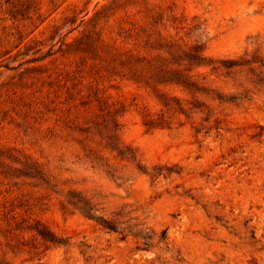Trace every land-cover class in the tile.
<instances>
[{
  "label": "rangeland",
  "instance_id": "374dc122",
  "mask_svg": "<svg viewBox=\"0 0 264 264\" xmlns=\"http://www.w3.org/2000/svg\"><path fill=\"white\" fill-rule=\"evenodd\" d=\"M0 264H264V0H0Z\"/></svg>",
  "mask_w": 264,
  "mask_h": 264
},
{
  "label": "trees",
  "instance_id": "16d2710c",
  "mask_svg": "<svg viewBox=\"0 0 264 264\" xmlns=\"http://www.w3.org/2000/svg\"><path fill=\"white\" fill-rule=\"evenodd\" d=\"M186 56L191 61H196L199 58L197 54H193V53H188ZM135 62L142 64L145 70H148V71L156 70L158 74H160L159 78L161 80L160 83L162 84L169 85L172 83H176L178 85L184 86L185 88H189L195 85L193 82V76L190 75L189 73H185V69L182 70L180 67H178V66H181V63H179L178 61L166 60V62L162 63L160 67L157 66L153 61L148 60L146 58H142V59L138 58L135 60ZM150 79L151 78H149V80ZM135 80L139 82L142 81L138 77L135 78ZM146 83H147V86H150L149 82H146ZM115 140L117 143V139ZM79 144H80V147L85 157L93 158V160L99 158L98 154L95 151H93V149L89 148L86 145H83V143L81 142ZM20 206H23V204H20ZM36 230H37V233L41 235L43 238H45L46 240L55 242V243H60L57 237L53 235V233H51L50 231L46 229H39V228H37Z\"/></svg>",
  "mask_w": 264,
  "mask_h": 264
}]
</instances>
